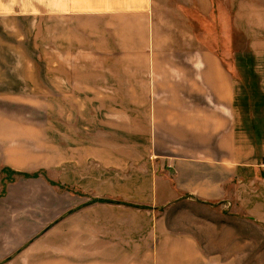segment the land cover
Wrapping results in <instances>:
<instances>
[{"label": "crops", "instance_id": "0c3cea01", "mask_svg": "<svg viewBox=\"0 0 264 264\" xmlns=\"http://www.w3.org/2000/svg\"><path fill=\"white\" fill-rule=\"evenodd\" d=\"M50 2L0 7L22 21L16 32L41 16L34 39L48 64L44 82L29 42H10L21 65L0 79V175L45 178L16 177L0 197V264H235L212 241L224 222L264 226V41L252 42L263 88L247 112L234 68L195 34L193 11L208 18L210 0ZM63 39L110 67L99 102L74 58V90L90 94L75 99L72 131L51 111Z\"/></svg>", "mask_w": 264, "mask_h": 264}, {"label": "rangeland", "instance_id": "374dc122", "mask_svg": "<svg viewBox=\"0 0 264 264\" xmlns=\"http://www.w3.org/2000/svg\"><path fill=\"white\" fill-rule=\"evenodd\" d=\"M48 0H0V7H15L20 8L22 6H32L34 10L41 11L42 2ZM50 6H53V1L49 0ZM188 2V0H187ZM211 9L208 18H202L198 16L196 11H193L195 34L203 42L209 46L215 47L221 50L227 63L234 68L237 81L241 84L243 92L246 94L247 99H243L245 104V111L250 109V99L260 94L259 88L262 86V75L258 72L261 71L255 60V55L260 52H256L252 49V42L264 41V0H210ZM38 8V9H37ZM35 21L33 18H25L23 30L15 31V20H8L0 17V27L7 30L0 31V39L7 45L0 52V79L10 81L11 78L20 76V72L16 71V67L20 66V63L13 61L12 54H16L19 58V53L15 49H9V44L12 41L13 45H20L19 41L14 39L18 34L19 38H23L29 43L25 44L27 51L32 55L37 63L28 64L31 71L32 66L35 65L39 68L41 79L47 82L48 64L42 62V41L40 37L35 41L36 34L35 24L41 23L40 18ZM19 21L18 24H21ZM13 26H12V25ZM12 37H9V35ZM37 36H40L38 32ZM62 48L60 50L64 53L63 60L60 63L50 64V82L56 88V94L50 96L53 101V117L58 120L67 122L61 123L60 131L65 129L73 130V119L76 117V109L74 107L75 99L80 97L86 98L90 94L89 91H85L87 95H79L74 90L73 74H74V58H81V71H82V84L83 87H88L90 83V72H93L94 84H99L102 89L99 90V102H101L107 93V75L106 71L110 69L105 63L98 61V56L95 54L90 55V50H83L82 55L77 56L73 54V50H69L68 43L63 39ZM53 48H51L52 50ZM12 62L5 61L6 58H10ZM95 59V61L93 60ZM15 62V63H14ZM95 95V93H91ZM258 95V102L263 106L264 100ZM39 98L41 96H38ZM37 97V98H38ZM255 99V98H254ZM51 112V113H52ZM89 115V111L85 112ZM106 111H98V119L105 120L107 117ZM59 130L58 127H56ZM57 134V133H56ZM56 141L58 135L55 137ZM72 144L69 142L68 145ZM264 163V162H263ZM5 175H0V187L3 189V184L7 186L5 181ZM9 184V183H8ZM117 186L115 184V193ZM73 194H80L74 190H69ZM1 192V191H0ZM100 192V191H99ZM81 195V194H80ZM224 227H219L222 231L218 238L213 240V246L219 248V250L226 257H234L235 264H264V226L259 224H253L244 221L224 222ZM69 229L75 230L74 226H69ZM116 229V227H115ZM12 256L5 259L3 263L9 262Z\"/></svg>", "mask_w": 264, "mask_h": 264}, {"label": "trees", "instance_id": "16d2710c", "mask_svg": "<svg viewBox=\"0 0 264 264\" xmlns=\"http://www.w3.org/2000/svg\"><path fill=\"white\" fill-rule=\"evenodd\" d=\"M1 174L5 175V181L6 183H13L16 179V177H23V178H26V179H29V178H38L39 176H43L45 178V175L44 173H41V172H37V173H34V174H24V173H18V172H14L10 169H3L1 171ZM46 181L52 185V186H58L56 183L54 182H51L49 180L46 179ZM5 189H6V185L3 184V189L1 190L0 192V197L3 196L5 194ZM60 189H63V187L60 186ZM102 200H94L92 202H100Z\"/></svg>", "mask_w": 264, "mask_h": 264}]
</instances>
